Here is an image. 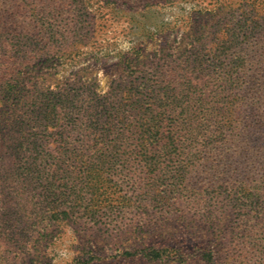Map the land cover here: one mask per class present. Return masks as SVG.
<instances>
[{
    "label": "trees",
    "instance_id": "1",
    "mask_svg": "<svg viewBox=\"0 0 264 264\" xmlns=\"http://www.w3.org/2000/svg\"><path fill=\"white\" fill-rule=\"evenodd\" d=\"M73 1L0 0V264L22 229L28 231L29 217L32 225L47 220L48 226L78 211L95 218L103 209L99 185L112 177L120 186H131L134 200L123 198L119 208L123 213L134 208L140 215L137 228H144L150 224L144 216L153 202L163 208L171 193L178 196L188 189L189 179L203 171L204 163L213 172L227 173L233 161L243 176L238 191L230 187V204L239 201V193L248 202L238 228L246 231L243 248L235 261L264 264V41H245L248 45L237 49L231 60L220 50L212 64L224 58L231 65L219 69L216 79L204 81L205 67L199 69L190 55L182 58L188 50L166 62L167 68L154 77L144 68L148 57H140L137 50L119 64L123 84L117 83V98L106 99L96 92L94 81L80 76L50 91L27 70V48L32 44L40 47L41 56L72 58L75 48L89 41L94 30L86 28L81 19L85 10L78 13ZM121 1L122 6L135 2ZM121 4L115 9L120 11ZM54 8L67 19L45 21L47 10ZM35 32L42 37H28ZM34 181L44 192L23 221L29 213L21 204L5 202L31 192ZM13 210L23 227L13 225L10 231L7 215ZM189 246L157 242L103 255L83 242L76 245L74 261L177 264L195 260L197 245L191 251ZM215 246L206 243L199 251L204 264H221Z\"/></svg>",
    "mask_w": 264,
    "mask_h": 264
},
{
    "label": "rangeland",
    "instance_id": "2",
    "mask_svg": "<svg viewBox=\"0 0 264 264\" xmlns=\"http://www.w3.org/2000/svg\"><path fill=\"white\" fill-rule=\"evenodd\" d=\"M50 1L43 0V3ZM121 3V0H74L73 6L79 10L78 13L82 8L85 10L81 16L84 25L94 30L89 41L78 45L72 58L60 59L41 56L38 52L40 47L31 44L27 48L31 52L27 70L31 69L29 72L40 80L43 88L50 91L57 92L66 81L72 82L75 76H80L82 80L94 81L96 92L106 99L115 95L117 98L118 85L123 84L119 82V64L130 52L140 50V57L146 55L148 59L144 68L155 77L167 68L166 62L188 50L191 53L183 54L182 58L190 55L199 69L205 67L203 77L207 81L209 77L216 79L219 69L224 71L231 65L224 58L215 63L218 66L212 64L220 50L231 60L237 49L248 45L245 41L256 38L264 41V0H135L125 6ZM117 4L122 6L120 11L115 9ZM62 18L67 19V16H62L54 8L51 13L47 10L45 21L60 23ZM28 37L37 40L42 36L35 32ZM68 84L67 87L74 86L73 83ZM53 146L50 142L49 148ZM221 148L218 150L223 153ZM205 165L201 173L195 172L189 179L188 189L178 192V196L175 192L171 193L163 208L153 202L149 215L144 216L150 224L144 228H137L140 215L134 208H129L126 213L119 208L123 198L133 201L135 194L129 184L120 186L116 177H112L105 186L99 185L97 193L103 209L95 218L78 211L72 214L70 221L63 219L59 225L53 223L48 226L47 220L32 225L29 211L37 196L44 192L43 185L34 181L31 192L18 194L11 202H5L14 206L20 203L24 213H29L21 219L26 221L29 217L32 221L28 224V231L22 229L17 244L6 248L5 264H75L76 245L83 242L103 255L114 253L116 248L135 249L157 242L183 249L190 245L188 251L193 249V244L197 245L194 247L195 260L177 264H204L199 251L206 243H214L221 264H238L235 255L243 248L246 232L238 228L243 225L241 213L248 202L245 194L239 193V201H232V207L229 194L230 187L231 192L238 191L242 169L234 161L227 173L213 172L209 164ZM39 170L44 173L43 169ZM227 184L231 186L225 188ZM251 185H254L253 182ZM7 218L10 223L8 230L11 231L13 225L15 228L23 227L18 222L16 211L9 212ZM10 219L15 222L12 224ZM183 238L185 243H181ZM112 264L146 263L114 261ZM159 264L176 263L166 261Z\"/></svg>",
    "mask_w": 264,
    "mask_h": 264
}]
</instances>
